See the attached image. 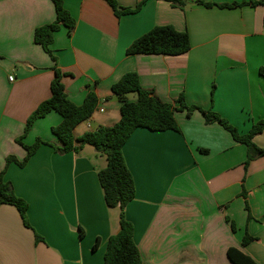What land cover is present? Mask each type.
Returning <instances> with one entry per match:
<instances>
[{"label": "crops", "instance_id": "0c3cea01", "mask_svg": "<svg viewBox=\"0 0 264 264\" xmlns=\"http://www.w3.org/2000/svg\"><path fill=\"white\" fill-rule=\"evenodd\" d=\"M115 1L135 8L143 0ZM185 1L181 7L146 0L139 12L117 17L106 0H64L76 27L55 34L54 61L34 40L37 28L56 20L53 0H0V173L9 156L25 158L21 137L27 146L38 139L60 145L52 132L62 121L56 112L24 134L28 118L51 97L55 67L66 74L74 104L90 92L99 98L75 138L120 120L122 101L112 86L129 72L162 101L179 107L183 95L188 106L216 112L241 134L264 120V5L252 4L264 0ZM233 3L243 6L221 7ZM166 25L188 32L187 53L126 54L135 40ZM175 118L179 132L139 128L123 148L136 186L125 215L143 264H232L230 248L264 264V157L246 168L247 147L222 126L206 124L198 110H179ZM253 141L264 149V131ZM103 157L90 145L66 154L42 145L25 167L8 166L5 179L28 204L31 228L14 206H0V264H104L120 211L104 199ZM246 233L254 241L243 247Z\"/></svg>", "mask_w": 264, "mask_h": 264}, {"label": "trees", "instance_id": "16d2710c", "mask_svg": "<svg viewBox=\"0 0 264 264\" xmlns=\"http://www.w3.org/2000/svg\"><path fill=\"white\" fill-rule=\"evenodd\" d=\"M106 1L112 7L116 16L121 17L139 12L146 0L140 2L135 8L120 7L115 0ZM166 1L181 7L186 5L185 0ZM53 2L56 10V20L51 24L37 28L34 33V40L56 61L51 48L55 34L62 27L67 28L68 33L72 34L76 27V21L65 8L64 0H53ZM199 3L210 6L206 2L199 1ZM252 4L264 5V1ZM241 6L243 4L238 3L221 5L223 8L231 9ZM190 49L191 42L188 32L178 31L173 26L166 25L154 27L135 40L127 49L126 54L180 56ZM54 71L55 77L51 83V97L42 102L28 118L24 134L26 135L31 131L37 120L51 112H56L61 116L62 121L52 129V132L60 145L38 139L33 145L27 146L22 142L23 137L17 139V143L26 150L27 154L22 161L14 156H9L6 159V166L0 173V206H14L18 210L24 226L31 228L27 217L28 204L16 195L12 183L5 179L8 166L11 163H16L21 168L25 167L42 145L52 147L59 154L79 153L84 146H93L107 159L106 167L98 175L106 205L120 211V230L108 239L104 264H143L140 251L134 240L133 224L125 215L126 206L135 199L136 186L127 166L123 148L135 130L143 128L154 132L169 130L179 132L175 113L179 110H186L188 115H191L198 110L204 116L206 124H219L231 134L236 142L247 147L246 168L256 158L264 157V149L259 148L253 141L257 135L264 131V120L255 123L248 133L241 134L229 121L216 112L196 106H188L183 95L179 98V107L162 101L152 91L142 87L140 76L136 72L126 73L112 86V92L122 101L120 120L113 126L100 127L96 131L86 132L81 137L75 138L74 130L79 124L92 117L99 104V98L94 92H90L82 105L74 104L68 98L63 83L66 74L57 67ZM259 73L264 77V66L260 68ZM129 94H137V100L135 102L128 101L126 96ZM36 240L41 241L42 238L36 234ZM252 241H254V238L246 233L242 240V246H247ZM96 247L97 244L94 248ZM228 257L232 264H257L237 248H230Z\"/></svg>", "mask_w": 264, "mask_h": 264}, {"label": "built area", "instance_id": "2783aa9c", "mask_svg": "<svg viewBox=\"0 0 264 264\" xmlns=\"http://www.w3.org/2000/svg\"><path fill=\"white\" fill-rule=\"evenodd\" d=\"M9 80L12 82L14 80V78L13 77H10Z\"/></svg>", "mask_w": 264, "mask_h": 264}, {"label": "rangeland", "instance_id": "374dc122", "mask_svg": "<svg viewBox=\"0 0 264 264\" xmlns=\"http://www.w3.org/2000/svg\"><path fill=\"white\" fill-rule=\"evenodd\" d=\"M103 159H106V157H105V158L103 157ZM105 161H106V160H105Z\"/></svg>", "mask_w": 264, "mask_h": 264}]
</instances>
